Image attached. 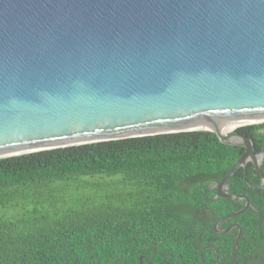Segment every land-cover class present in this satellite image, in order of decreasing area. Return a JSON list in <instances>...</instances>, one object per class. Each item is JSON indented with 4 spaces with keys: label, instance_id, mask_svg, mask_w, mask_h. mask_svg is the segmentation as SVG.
<instances>
[{
    "label": "water",
    "instance_id": "obj_1",
    "mask_svg": "<svg viewBox=\"0 0 264 264\" xmlns=\"http://www.w3.org/2000/svg\"><path fill=\"white\" fill-rule=\"evenodd\" d=\"M259 119L264 0H0V158L210 131L243 147L208 187L245 200L231 218L249 202L226 179L252 163L264 184V152L237 131Z\"/></svg>",
    "mask_w": 264,
    "mask_h": 264
},
{
    "label": "trees",
    "instance_id": "obj_2",
    "mask_svg": "<svg viewBox=\"0 0 264 264\" xmlns=\"http://www.w3.org/2000/svg\"><path fill=\"white\" fill-rule=\"evenodd\" d=\"M237 131L264 152V122ZM242 152L196 130L0 158V264H264L252 163L225 181L240 213L208 189Z\"/></svg>",
    "mask_w": 264,
    "mask_h": 264
},
{
    "label": "bare ground",
    "instance_id": "obj_3",
    "mask_svg": "<svg viewBox=\"0 0 264 264\" xmlns=\"http://www.w3.org/2000/svg\"><path fill=\"white\" fill-rule=\"evenodd\" d=\"M259 120H260V121H264V120H261V119H259ZM259 120H256V121H259ZM235 125H236V124L231 125V126H230V129L234 128ZM230 129H229V130H230Z\"/></svg>",
    "mask_w": 264,
    "mask_h": 264
}]
</instances>
